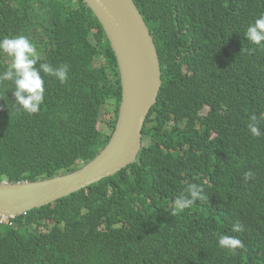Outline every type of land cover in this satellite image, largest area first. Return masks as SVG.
I'll use <instances>...</instances> for the list:
<instances>
[{"label":"trees","instance_id":"obj_1","mask_svg":"<svg viewBox=\"0 0 264 264\" xmlns=\"http://www.w3.org/2000/svg\"><path fill=\"white\" fill-rule=\"evenodd\" d=\"M158 50L163 86L138 161L70 197L0 224V264H264V42L245 37L264 0H134ZM25 35L43 73L38 114L0 82V183L73 173L109 143L122 102L117 58L84 0H0V39ZM11 58L0 54V74ZM114 103L110 132L100 129ZM251 171V179L244 173ZM191 184L207 200L173 216ZM239 223L241 232H232ZM235 236L243 248L218 245Z\"/></svg>","mask_w":264,"mask_h":264},{"label":"water","instance_id":"obj_2","mask_svg":"<svg viewBox=\"0 0 264 264\" xmlns=\"http://www.w3.org/2000/svg\"><path fill=\"white\" fill-rule=\"evenodd\" d=\"M117 58L122 102L115 131L102 152L81 169L35 182L0 183L2 221L27 214L115 176L138 161L143 131L163 86L155 39L134 0H84Z\"/></svg>","mask_w":264,"mask_h":264},{"label":"clouds","instance_id":"obj_3","mask_svg":"<svg viewBox=\"0 0 264 264\" xmlns=\"http://www.w3.org/2000/svg\"><path fill=\"white\" fill-rule=\"evenodd\" d=\"M246 39L255 45H261L264 42V14H261L250 24L245 32ZM0 54H5L11 58L10 67L0 74V82L11 81L13 84V96L18 110H22L29 115L38 114L45 99V80L41 73L53 77L61 84L68 80V65L61 64L54 67L49 63H37L40 54L35 44L25 35L5 36L0 39ZM251 123L248 124V131L253 137L264 135L261 132L259 121L255 115L251 116ZM244 179L253 178V173L248 171L243 174ZM205 201L204 188L196 184H191L177 197L172 215L175 216L184 209L191 208L196 201ZM14 218L2 221L0 224L11 225ZM243 231L239 223L234 224L232 232ZM218 245L234 251L243 248V242L235 236L220 235Z\"/></svg>","mask_w":264,"mask_h":264},{"label":"rangeland","instance_id":"obj_4","mask_svg":"<svg viewBox=\"0 0 264 264\" xmlns=\"http://www.w3.org/2000/svg\"><path fill=\"white\" fill-rule=\"evenodd\" d=\"M115 116V112H114V103L110 102L107 106H106V110L103 113V118L101 120V124H100V129L103 132L109 133L110 129H109V123L114 119Z\"/></svg>","mask_w":264,"mask_h":264}]
</instances>
